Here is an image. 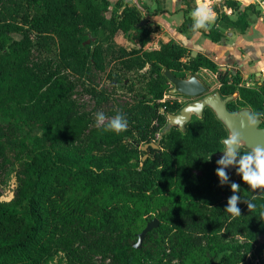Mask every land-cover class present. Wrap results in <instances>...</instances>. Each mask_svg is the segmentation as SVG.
I'll return each mask as SVG.
<instances>
[{
	"label": "trees",
	"instance_id": "1",
	"mask_svg": "<svg viewBox=\"0 0 264 264\" xmlns=\"http://www.w3.org/2000/svg\"><path fill=\"white\" fill-rule=\"evenodd\" d=\"M14 1L32 14L25 26L0 10L1 169L17 178L14 196L0 198V264H242L249 256L250 264H264V191L254 192L239 175L241 215L225 210L233 192L230 183L220 185L214 154L228 131L211 109L185 132L164 131L168 113L184 104L165 99L170 83L163 71L182 78L213 71L223 95L238 92L229 103L233 111L264 113V83L249 86L241 72L222 69L203 52L194 55L170 36L147 48L152 30L141 24L148 4L140 1L124 4L118 18L107 16L112 0ZM184 2L187 16L178 29L195 32L189 11L196 0ZM240 7L237 0L213 5L219 19L243 32L253 6ZM235 10L233 21L227 11ZM107 23L136 46L115 47ZM33 30L55 34L69 66L95 69L116 83L138 78L128 89L136 102L123 112L110 94L98 92L110 116L105 123L122 114L126 131L96 127L74 97L75 82L35 57ZM200 30L222 36L216 25ZM152 213L159 225L136 247Z\"/></svg>",
	"mask_w": 264,
	"mask_h": 264
},
{
	"label": "rangeland",
	"instance_id": "2",
	"mask_svg": "<svg viewBox=\"0 0 264 264\" xmlns=\"http://www.w3.org/2000/svg\"><path fill=\"white\" fill-rule=\"evenodd\" d=\"M117 1L118 0H112L113 5L109 9V11H107L108 18H112V17L118 18L120 16L124 4L136 3L135 0H121L123 4L118 6L115 5ZM139 1L141 3L148 4V12L143 13V21L141 22V24L143 25L147 24L148 28L152 30L151 39H150L152 40L154 36V32L157 31V26L151 20L155 7L154 5H151L149 3L151 2L154 3V1L153 0H139ZM0 10L2 12L3 18L4 17L14 18L15 21H19L23 25L26 24L25 19L27 17V14L30 15L32 14V13H28L30 12L29 8L24 4H22L21 1L19 3H16L14 0H0ZM28 24L30 25L31 23L29 22ZM105 29L106 32L113 39L112 42L114 43L115 47L121 48L128 46L129 47L136 46V44L129 41L128 38L122 32L114 31L112 24L107 23ZM30 34L34 42L33 49L35 52V57L38 60H41V62L50 63L53 68L55 67L58 68V70H60L63 74L68 75V77L75 82L76 89H75L74 97L77 103L87 112H89L90 115L93 116L94 121H95V114L97 112H104L103 108L105 107V105L103 104V102L99 100L100 97L98 92L100 91L110 94V96L114 98V100L116 101L115 109L121 112H123L127 104L130 105L136 102L134 97L135 92L128 91L130 84L132 82L138 81V78L136 76L132 78L131 82L124 80L121 83H116L114 81L107 79L106 75L98 73V71L95 69H84L83 67L69 66L64 62V59L61 57L59 38L55 34L42 33L40 35L37 31L34 30L30 31ZM15 37L21 38V35L19 33H16ZM197 73L209 85L211 90L218 88L219 86L218 77L216 78L211 73H208V71H201L200 73L199 72ZM136 85L139 86L137 83ZM170 88H172L171 83H170ZM170 88L167 94L165 95V99H178L183 104H185L191 99L190 97L184 96L180 93H171ZM116 115L117 114H114V116ZM106 117L107 119L110 118L109 115H106ZM167 123L164 126V131H167L169 129V128L166 129ZM1 165H2V161L0 158V198L3 200H10L14 196V192L17 187L16 173L14 171L7 172L5 170L3 172V170L1 169ZM230 178L233 182L232 177ZM155 216L156 215L152 213V215L147 220V222L151 221ZM97 258H99V256ZM252 259H253L252 256H249L248 260L251 261ZM247 261L243 262L242 264H247ZM256 262L259 263L258 260H256ZM58 263H59V259H57L56 261H51V263L49 264H58Z\"/></svg>",
	"mask_w": 264,
	"mask_h": 264
},
{
	"label": "crops",
	"instance_id": "3",
	"mask_svg": "<svg viewBox=\"0 0 264 264\" xmlns=\"http://www.w3.org/2000/svg\"><path fill=\"white\" fill-rule=\"evenodd\" d=\"M153 1L154 3H149L155 7L151 20L157 26V31L154 32L153 39L148 42V48H158L161 42L170 36L187 45L193 52H203L214 58L221 68L241 72L243 82L247 85L257 86L264 83V0H237L241 10H245L250 5L253 6L248 10L249 27L243 32L227 18L219 19V14L213 9L215 3L224 2V0H210V6L216 18L209 28L216 25L222 33L219 40L213 39L201 30L185 33L178 29L187 16L184 10L187 5L184 0H176L175 3L172 0ZM193 10L189 11V15ZM227 13L233 21L239 15L238 10L232 13L227 11ZM201 71H208L217 78L216 73L209 69L202 68L198 72Z\"/></svg>",
	"mask_w": 264,
	"mask_h": 264
},
{
	"label": "water",
	"instance_id": "4",
	"mask_svg": "<svg viewBox=\"0 0 264 264\" xmlns=\"http://www.w3.org/2000/svg\"><path fill=\"white\" fill-rule=\"evenodd\" d=\"M135 2L140 5L139 0H135ZM197 53V51L193 52L194 55H197ZM163 74L172 85V88H170L171 93H180L191 98L178 111L168 113V123L166 125V129L176 127L185 132L189 122H191L194 118H203L205 111L207 109H211L215 113L216 117L226 127L228 135L233 131L240 133V151L244 149L251 150L253 147L258 145L264 146L263 119L260 118L255 126H250L247 121V116L250 112H253L251 107H243L236 111L229 108V103L238 97V92L230 95H223L220 88L211 90L208 84L195 73H191L189 76L182 78L176 76L169 68H165ZM152 144L156 147L159 146L156 143ZM149 145L150 144H145L143 149H147ZM222 151L223 149L214 154V157L217 160L224 155ZM237 167L238 165L229 166L226 171L230 177H232L233 182L239 183L240 176L237 174ZM158 225L159 220L157 218L148 222L147 226L138 233V241L135 243V246L141 247L147 234ZM248 264H250V260Z\"/></svg>",
	"mask_w": 264,
	"mask_h": 264
},
{
	"label": "clouds",
	"instance_id": "5",
	"mask_svg": "<svg viewBox=\"0 0 264 264\" xmlns=\"http://www.w3.org/2000/svg\"><path fill=\"white\" fill-rule=\"evenodd\" d=\"M173 3L176 0H172ZM194 21L193 29H203L207 31L212 22L216 18V14L212 11L210 6V0H196V7L191 13ZM264 117V113L250 112L247 116V121L250 126H255L257 121ZM107 117L104 112H97L95 114L96 127L104 128L105 131H112L117 134L126 131L128 128L127 119L122 114H117L114 118L105 123ZM221 143L223 144L224 155L217 160L219 167L216 169V174L219 177L220 185L224 186L229 184L233 195L228 198L227 206L225 210L234 217L241 215V209L238 207V203L241 197L238 195L240 185L236 182H231L230 177L226 169L229 166H237V174L241 175L242 180L250 186L251 190L256 192L257 190L264 191V146H255L251 151L241 154V135L237 131L231 132L226 138H223ZM248 204L249 209L255 207L249 201H245Z\"/></svg>",
	"mask_w": 264,
	"mask_h": 264
},
{
	"label": "built area",
	"instance_id": "6",
	"mask_svg": "<svg viewBox=\"0 0 264 264\" xmlns=\"http://www.w3.org/2000/svg\"><path fill=\"white\" fill-rule=\"evenodd\" d=\"M160 137H161V134H160V133H157V135H156L154 141L156 142L158 139H160Z\"/></svg>",
	"mask_w": 264,
	"mask_h": 264
}]
</instances>
